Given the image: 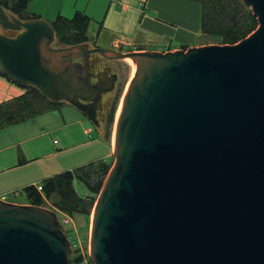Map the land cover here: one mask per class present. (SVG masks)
Listing matches in <instances>:
<instances>
[{
    "label": "water",
    "instance_id": "obj_1",
    "mask_svg": "<svg viewBox=\"0 0 264 264\" xmlns=\"http://www.w3.org/2000/svg\"><path fill=\"white\" fill-rule=\"evenodd\" d=\"M241 2L255 30L185 49L52 47L58 35L40 18L0 29L3 75L102 129L121 78L109 62L126 63L113 163L90 215L92 264H264V0ZM93 54L108 73L95 83L75 62ZM69 252L53 211L0 199V264H69Z\"/></svg>",
    "mask_w": 264,
    "mask_h": 264
},
{
    "label": "crops",
    "instance_id": "obj_2",
    "mask_svg": "<svg viewBox=\"0 0 264 264\" xmlns=\"http://www.w3.org/2000/svg\"><path fill=\"white\" fill-rule=\"evenodd\" d=\"M26 12L49 24L84 15L85 37L94 44L98 38H109V45L119 50L157 46L164 51L216 39L199 33L200 7L188 0H28ZM25 91L0 76V112L17 110L14 105ZM112 141L64 102L1 125L0 198L30 204L26 187L88 164L111 165Z\"/></svg>",
    "mask_w": 264,
    "mask_h": 264
},
{
    "label": "trees",
    "instance_id": "obj_3",
    "mask_svg": "<svg viewBox=\"0 0 264 264\" xmlns=\"http://www.w3.org/2000/svg\"><path fill=\"white\" fill-rule=\"evenodd\" d=\"M194 1L200 7L199 33L202 35H211L222 42H236L239 38L245 37L256 26V20L250 10L241 0H188ZM28 0H0V27L1 29H12L15 34L20 29L12 24L10 17L19 20L37 18L26 12ZM88 20L84 15L75 14L71 20L66 21L57 18L54 23L50 24L57 33V42L61 45H72L77 41H85V31ZM9 35V34H6ZM182 46L181 49H185ZM0 76L14 83L18 87L25 88V94L14 107L17 110L0 112V126L10 124L17 120H24L27 117L50 109L58 102H51L42 97L39 92L27 85L16 83L8 79L0 71ZM11 106V105H10ZM17 111V112H16ZM99 170L91 169L92 165L88 164L80 168L65 171L44 180L41 184V195L37 193L34 187L29 186L24 189V193L30 204L42 206V198L55 210L67 214H78L89 217L88 209L92 206L94 197L98 194L102 185V180L107 173L108 165L96 163ZM82 184L90 196H78L73 188L72 183ZM80 262V257L76 256L71 263ZM88 264H91L88 261Z\"/></svg>",
    "mask_w": 264,
    "mask_h": 264
},
{
    "label": "rangeland",
    "instance_id": "obj_4",
    "mask_svg": "<svg viewBox=\"0 0 264 264\" xmlns=\"http://www.w3.org/2000/svg\"><path fill=\"white\" fill-rule=\"evenodd\" d=\"M256 26H257V23H256ZM256 26H255V28H256ZM255 28L253 30H255ZM0 29H1V27H0ZM1 30L5 34H9V35L15 34L14 33L15 31L12 29H8V30L1 29ZM19 31H20V29L17 30V33ZM250 32L248 31L247 35ZM95 42H96V45H98V46H110L109 45V38H104V39H103V37H102V39L98 38L95 40ZM209 42L221 43V41L219 39L211 40ZM51 46L52 47H59V46H64V45L59 44L57 42V40L54 39ZM117 49H120V48H117ZM160 49H163V48H160ZM123 50H125V49H123ZM91 58L95 62L93 69L95 72H97L99 70V69H97L98 68L97 64H99L101 62V66H102L103 65L102 62L105 63V60H104V58H102L98 54L91 56ZM109 66L111 68V71L116 73V76L119 73L120 77H121L120 82H119V87L117 88V90H116V92H115V94H114V96H113V98L109 104L108 113L104 119L103 132L106 135V137H110V135H111V137L113 139L114 126H115V122L117 119L118 110L121 106L123 94H124L126 87L128 85V77L126 75V63L124 61H122V60L110 61ZM108 99H109V95L104 96V103H103L104 111H105ZM104 111L101 115L104 114ZM112 163H111V165H112ZM111 165H108L107 172H108L109 168L111 167ZM91 169L94 171H98L100 168H99L98 164H95V165L91 166ZM105 176H104V178H105ZM104 178H103V180H104ZM103 180H102V182H103ZM72 188H73L74 192L80 197L83 196L84 193L88 192L87 189L82 184L75 182V181L72 183ZM89 194L90 193L88 192V196H90ZM96 196H97V194L93 195L94 200L96 199ZM17 201H22V199L21 200L18 199ZM93 204H94V201H93ZM93 204L88 209L89 217L80 216L78 214L67 215V214L63 213V215H61V214L57 213V210L51 208V206H49L47 204V202L42 198V206L41 207H44L45 209H48V210L53 211L55 213L56 218L60 224V228H61L62 232L65 234V236L67 237V239L69 241H72V245H70V252L68 255L69 264L71 263V260L76 256H79L80 260L82 258V259H85V261H87V262L90 261L89 251H88V248H89V224H90V215H91ZM72 264H85V263L78 262V263H72ZM91 264H92V262H91Z\"/></svg>",
    "mask_w": 264,
    "mask_h": 264
},
{
    "label": "flooded vegetation",
    "instance_id": "obj_5",
    "mask_svg": "<svg viewBox=\"0 0 264 264\" xmlns=\"http://www.w3.org/2000/svg\"><path fill=\"white\" fill-rule=\"evenodd\" d=\"M85 41H87V42H91L90 41V39L89 38H86V40ZM92 43V42H91ZM94 44V43H93ZM65 46V45H64ZM69 46V45H68ZM93 55H96V54H93ZM92 55V56H93ZM105 60V59H104ZM75 62H77V63H81V64H83V62H84V64H85V67H86V69H87V71H89L90 72V74H91V77H92V80H93V82L95 83V82H97V81H101V80H105L106 78H107V76H108V73H107V68H106V64L104 63V62H102V66H101V62L99 63V64H97V66H98V68L97 69H99L97 72H95L94 71V60L90 57V60H88V61H82L81 62V60H79V59H77V60H75ZM106 74V75H105ZM112 74H114L115 76H116V73L115 72H112ZM110 81H111V78H110V80H108L107 82H105L104 83V86H109L108 84H110ZM116 82V78H115V80H114V82H113V84ZM106 95H109L108 93H106L104 96H106ZM103 111H104V108H103V104L99 101V103H98V113H99V115H101L102 113H103ZM98 124V123H97ZM95 127V126H94ZM96 128H100V125L98 124L97 126H96Z\"/></svg>",
    "mask_w": 264,
    "mask_h": 264
},
{
    "label": "built area",
    "instance_id": "obj_6",
    "mask_svg": "<svg viewBox=\"0 0 264 264\" xmlns=\"http://www.w3.org/2000/svg\"><path fill=\"white\" fill-rule=\"evenodd\" d=\"M34 188H35V190L37 191V193L41 194V187H40V185H37V186H35ZM0 199L2 200V199H4V198H0ZM68 241H69V240H68ZM69 245H72V241H69ZM80 262H81V263L88 264V262L85 261V259H82V258H81Z\"/></svg>",
    "mask_w": 264,
    "mask_h": 264
},
{
    "label": "bare ground",
    "instance_id": "obj_7",
    "mask_svg": "<svg viewBox=\"0 0 264 264\" xmlns=\"http://www.w3.org/2000/svg\"><path fill=\"white\" fill-rule=\"evenodd\" d=\"M127 88V87H126ZM121 107V106H120ZM119 110H120V108H119ZM119 110H118V112H119ZM117 116H118V114H117Z\"/></svg>",
    "mask_w": 264,
    "mask_h": 264
}]
</instances>
